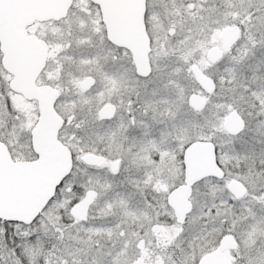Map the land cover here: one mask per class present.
<instances>
[{
  "label": "snow or ice",
  "instance_id": "6c2138e0",
  "mask_svg": "<svg viewBox=\"0 0 264 264\" xmlns=\"http://www.w3.org/2000/svg\"><path fill=\"white\" fill-rule=\"evenodd\" d=\"M0 264H264V0H0Z\"/></svg>",
  "mask_w": 264,
  "mask_h": 264
}]
</instances>
